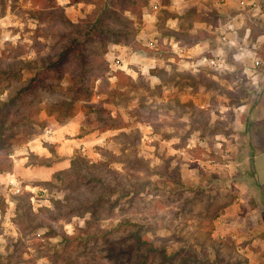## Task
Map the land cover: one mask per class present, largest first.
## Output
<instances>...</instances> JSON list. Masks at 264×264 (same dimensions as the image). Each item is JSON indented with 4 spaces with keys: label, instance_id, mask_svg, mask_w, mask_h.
<instances>
[{
    "label": "rangeland",
    "instance_id": "rangeland-1",
    "mask_svg": "<svg viewBox=\"0 0 264 264\" xmlns=\"http://www.w3.org/2000/svg\"><path fill=\"white\" fill-rule=\"evenodd\" d=\"M115 1L0 0V66L15 71L0 83L7 87L0 99L32 78L53 77L50 55L69 37H82L66 21L88 24L97 7L92 24L107 31L86 39L82 60L63 62L59 87L29 95L39 109L29 126L16 106L6 112L18 126L11 147L0 148V264H137L142 239L153 245L144 264H179L191 247L198 264H255L246 250L252 237L239 234L249 214L256 221L257 203L253 189L245 193L234 178L246 158L258 164L264 125L250 120L249 108L237 122L233 110L256 96L246 61L252 70L259 58L257 75L264 73V15L241 0H147L138 2L140 16ZM147 33L158 38L159 51L142 45ZM223 33L245 43L244 57L222 44ZM175 43L198 71L175 54ZM211 56L224 61L217 70L201 66ZM117 58L121 71H110L108 60ZM75 72L82 83L72 117L61 123L59 110L45 108L66 99ZM77 157L96 165L100 180L69 182L71 172L62 171ZM7 175L25 189L13 194ZM100 194L107 199L91 197ZM84 198L88 206L78 207Z\"/></svg>",
    "mask_w": 264,
    "mask_h": 264
},
{
    "label": "trees",
    "instance_id": "trees-1",
    "mask_svg": "<svg viewBox=\"0 0 264 264\" xmlns=\"http://www.w3.org/2000/svg\"><path fill=\"white\" fill-rule=\"evenodd\" d=\"M87 2L95 5H99L100 2H104L105 0H72V2ZM118 3V5H123L125 6L122 8V10H131L133 13H137L138 16L141 15L140 9L138 2H140L142 5H146L147 0H117L115 1ZM97 7L91 11V13L88 15L86 18V21L89 22L88 24H75L71 25L68 21H66V24L71 26L72 29L76 32V34H81L82 37H79L78 35H74L72 37H69L66 41H64L60 47L56 50L53 51V53L50 55V59H52L49 62V66L47 67V73L51 74L53 77H45V78H32L28 83L25 84H20L18 85L15 89L9 90L7 95L5 96L4 99H0V148H10L12 145L11 138L13 136V128H17L18 126V121H15L14 119H7L6 118V112L10 111V108L13 106H16V112L20 113V117L22 120V124L24 126H29L30 125V118L33 112H38L39 109H36L34 106L33 108L31 107L32 100L29 99V95L34 93L36 89L39 87H46V91L50 92L53 90L55 87H59V81L62 78L59 76V72L62 71L63 67L62 64L64 61L67 60H75L79 61L83 59V44L86 42V39L88 40L91 36L93 38H97L100 36H105L106 34V27L105 26H99L98 23L92 24V22H96L99 19L94 20L95 17L99 18L97 16ZM108 14H110V11H108ZM54 17L58 19H62L65 21V18L61 14L60 16L55 14ZM92 24V25H91ZM91 29H90V28ZM97 30V31H96ZM114 42H119L120 39H112ZM83 62V61H82ZM2 66L7 68L5 65L0 66V83H4V79L10 80L9 77L13 76L15 71L12 69H9V71H6L5 68L2 69ZM55 74V75H54ZM78 72H75L73 77V81L71 82L70 86L64 89V98H66L64 101L59 102V106L57 104H50L48 107L45 109L47 110L48 113L50 111L54 110H59V122L63 123L62 119L67 115L66 117H72V105H71V100L75 98V96L78 95L79 92V86L82 83L83 77H81ZM55 77V79H54ZM76 77L79 78V80L76 79ZM7 87L3 85L1 87L0 93H2ZM54 91V90H53ZM248 98V95L245 94L243 96V99ZM68 100V101H67ZM27 109L29 108V112L24 113L22 112V109ZM50 111H49V109ZM60 108V109H59ZM22 110V111H21ZM68 111H70L68 114H66ZM15 112V113H16ZM39 113V112H38ZM108 129H118V126H114V124H111L107 127ZM71 165L66 171H62L64 173H69L68 179L69 182L71 183H79L81 182H88L92 180H100L99 174H95V171H93V166L96 165H88V163L80 157H77L76 159H72L70 161ZM250 168L246 171H241L240 176L235 178V181H240V182H245L248 184L250 180H253V173H254V164L253 161L251 160L250 162ZM80 166L83 168H87V171L83 173L84 175H80L78 172L74 171V167ZM92 167V168H91ZM55 177H58V173L54 174ZM42 185H45V183H42ZM94 197L97 201L105 200L107 199V195L100 194V195H94L91 196ZM87 201L85 202V198L83 200L78 199L77 203H75L78 207L83 206H88L89 200L86 199ZM77 208V207H76ZM24 219L29 221L30 217L28 214L24 216ZM91 222H96L94 219H91ZM88 222V226H89ZM40 226V225H38ZM37 227V225H36ZM68 238V237H67ZM71 239V238H68ZM145 243V250L140 258L139 261H137V264H144L146 262V259H148L150 255V251L153 249V245L151 241L142 239L140 241V244ZM160 251V250H159ZM163 251V250H161ZM190 251L192 252V256H185L182 257L181 261L179 264H198L199 263V252L195 250L194 247L190 248ZM198 261V262H197ZM129 264V263H126Z\"/></svg>",
    "mask_w": 264,
    "mask_h": 264
},
{
    "label": "crops",
    "instance_id": "crops-1",
    "mask_svg": "<svg viewBox=\"0 0 264 264\" xmlns=\"http://www.w3.org/2000/svg\"><path fill=\"white\" fill-rule=\"evenodd\" d=\"M64 1L67 3V5H69L70 3L69 0H64ZM257 1L258 0H241V3L243 2L246 5L251 4L254 8V9H251L253 11H258V8H259V10L262 12V15H264V5L258 4ZM151 6H152V2H151ZM159 10H160V6H159ZM154 36L155 35L151 33H147L145 34L144 39L146 38L148 39ZM168 37L170 36H165L164 38L168 39ZM112 60L113 59H110L108 60V62ZM185 60L188 63H190V60H188V58H186ZM246 63H248V61H246ZM246 63L244 64L243 72L248 76L247 78L251 80H256L254 81L256 83V86L254 85L256 88L255 90L256 96L254 99H251V101L249 100L250 102H248V100L242 101L240 103V106L237 109H235L236 111L235 110L233 111L235 113V117L237 118V122H238L240 119V115H242L243 112L246 111L247 108H249V110L247 111V114L250 117V120L253 121L252 119H255L253 122H256V121L258 123L263 122V125H264V73L257 75V71L252 72L251 68L249 70L246 66ZM113 70H116V69L115 67L112 66L110 71H113ZM118 71H121V67L118 69ZM111 74L112 73L110 72V75ZM256 76L258 77L260 76L258 80L256 79ZM67 127L68 126H63L60 132L67 131ZM258 140L260 143L259 145H262V146L258 150V156H259L258 160L259 161H258V164L254 166V173L252 176L253 180H250L248 184H246L245 182H240V181H234V182L236 183L237 186L239 185V189L242 188V190H244L245 193L249 188L253 189L252 196L255 199V202L257 203V208L255 209V211L257 212L256 213L257 215L255 217L257 219L256 221H254L253 215L249 214L250 215L248 217L249 223L248 225H245L244 231H242L239 235L241 236V240L246 237L248 238L252 237L253 241L252 243H249L248 245V247H251V250H248V247H247L246 248L247 254H249L251 259L256 261L255 264H264V193L261 191V189H263L264 191V127H263V133L261 130V136H260V139ZM245 155L248 157H251L253 155L252 150L249 149L245 151ZM249 160L250 158H246L247 165L243 166L244 168L241 171H245V170L247 171L250 168L249 162L251 160L250 161ZM243 161H245V159ZM241 171H239V174L236 177L240 176Z\"/></svg>",
    "mask_w": 264,
    "mask_h": 264
},
{
    "label": "built area",
    "instance_id": "built-area-1",
    "mask_svg": "<svg viewBox=\"0 0 264 264\" xmlns=\"http://www.w3.org/2000/svg\"><path fill=\"white\" fill-rule=\"evenodd\" d=\"M152 10L154 12H157L159 10V5L157 3H152ZM220 41L222 42V44H226V46L230 47V48H236L237 51L240 53V55L242 57H244V53L246 50L245 47V43L243 42H238L236 37H230L227 34L223 33L220 36ZM142 45L145 46L146 48H148L149 50H153V51H159V40L156 36L151 37V38H146L143 40ZM173 48H175L174 52L177 56L182 57V58H188V60H190L192 58V56L189 54V51H187L186 47H182L180 45H175L173 46ZM252 72L256 71V69H258L261 65L262 62L260 61L259 58H254L252 59ZM190 63H192L191 68H194L195 71H198V67H194L193 64V60H190ZM224 63V61L222 59H218L217 57H209L207 59L204 60V63H202L201 66H206L210 69H215L217 70L218 68H220V66ZM115 67L116 70H118L121 66V61L119 59H115L113 61H111L109 63V68L111 67ZM187 147H189L187 145ZM81 152H85V147L81 148ZM7 182H6V187L9 188L13 194L15 193H19L21 190L25 189V185H23L22 181H20V179L15 178L14 175H7Z\"/></svg>",
    "mask_w": 264,
    "mask_h": 264
}]
</instances>
